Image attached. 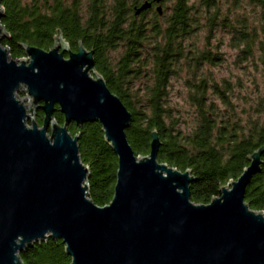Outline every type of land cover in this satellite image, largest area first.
I'll use <instances>...</instances> for the list:
<instances>
[{
	"label": "water",
	"instance_id": "water-1",
	"mask_svg": "<svg viewBox=\"0 0 264 264\" xmlns=\"http://www.w3.org/2000/svg\"><path fill=\"white\" fill-rule=\"evenodd\" d=\"M152 1L160 0L134 14ZM155 10L163 14L161 4ZM8 37L0 21V40ZM18 43L24 56L13 58L0 42V264H23L20 251L47 237L62 240L68 264H264V212L244 201L264 144L237 178L218 182L217 196L196 203L190 169L158 160L155 127L148 153L135 155L125 132L131 112L96 71L92 49L78 41L72 50L58 28L48 49ZM87 121L100 123L117 157L104 205L88 195L79 132L68 131Z\"/></svg>",
	"mask_w": 264,
	"mask_h": 264
},
{
	"label": "trees",
	"instance_id": "trees-1",
	"mask_svg": "<svg viewBox=\"0 0 264 264\" xmlns=\"http://www.w3.org/2000/svg\"><path fill=\"white\" fill-rule=\"evenodd\" d=\"M144 0H1L0 19L9 33L0 40L9 47L13 58L24 56L18 41L44 49L52 47L58 28L76 50L78 41L94 54L95 69L131 112L126 136L135 155L149 151L151 131L160 138L157 158L179 170L187 167L195 176L190 183V198L208 203L223 185L235 179L248 165V153L264 144V121L256 114L264 111V88L252 73L247 90L242 78L217 79L206 65H218L221 54L207 46L216 28L229 34L228 45L237 49L234 64L253 72L264 68V39L260 27L244 13L237 11L243 2L260 6L264 0H229L227 8L220 0H173L148 15L134 14L133 7ZM226 4V3H225ZM205 31L206 44L198 48L191 40ZM256 46L257 61L251 60ZM121 48L117 58L112 50ZM248 62V63H247ZM264 72V71H263ZM183 80L185 100L194 116L193 125L182 128L179 115L171 104L173 79ZM238 88V92L236 91ZM244 89L243 93L240 90ZM242 102V106L238 104ZM42 111L36 121L42 123ZM54 118L63 122L59 110ZM68 131L78 134L79 155L89 167L88 195L98 205L109 203L115 184L117 157L104 140L98 121L82 125L68 124ZM261 170L252 176L244 201L250 208L264 212V153ZM61 239L47 237L25 247L19 255L23 264H68Z\"/></svg>",
	"mask_w": 264,
	"mask_h": 264
},
{
	"label": "rangeland",
	"instance_id": "rangeland-1",
	"mask_svg": "<svg viewBox=\"0 0 264 264\" xmlns=\"http://www.w3.org/2000/svg\"><path fill=\"white\" fill-rule=\"evenodd\" d=\"M189 3H196L198 0H188ZM223 2L224 6L227 8V2L229 0H220ZM173 0H164L163 7L168 10L170 5L172 4ZM226 3V4H225ZM238 12L244 13L247 15L252 22L255 23L257 27H260V34L259 37L264 39V12L260 6L252 5L250 3H247L246 1L243 2V6L237 9ZM154 11H149L148 15H150ZM205 31L201 30L199 33H197L196 36H192L190 38V41H195V45L198 48H203L205 45L209 46L211 50L216 51L221 54L222 62L218 65H206L205 68L208 71H211V73L215 76V78L220 79L222 77L236 81L238 78H242L243 82L247 85L248 91H253V86L250 84V81L252 79V73L256 75L257 81L259 82V87L263 90L264 88V68H262L263 71H261V67L259 66V70L257 72H253L251 66L248 65L246 69H242L240 67H236V64H234L235 57L237 54V49L230 48L228 45V40L230 38L229 34L226 33L222 28H216L213 32V34L209 38V42L206 44L205 41ZM121 53V48H117L116 50L111 51V55L113 58H117L119 54ZM259 55V48L256 46L254 50V55L251 57V60L257 61ZM248 63V62H247ZM240 76V77H239ZM185 91L186 88L184 86L183 80L181 78L173 79L172 86H171V104L173 105L174 114L179 115L182 125V128L185 130H188L193 123H194V116L191 112V109L189 105L186 103L185 100ZM236 91L238 92V88H236ZM245 90L241 89L240 93H243ZM19 95L25 96V91L23 87L21 88V91L19 92ZM25 102H27V99H25ZM238 104L242 106V102L238 101ZM257 117L261 121H264V111L260 112L259 114H256Z\"/></svg>",
	"mask_w": 264,
	"mask_h": 264
},
{
	"label": "flooded vegetation",
	"instance_id": "flooded-vegetation-1",
	"mask_svg": "<svg viewBox=\"0 0 264 264\" xmlns=\"http://www.w3.org/2000/svg\"><path fill=\"white\" fill-rule=\"evenodd\" d=\"M159 4H161L162 7H163L164 0H160L159 2L152 1L151 6H150L149 8H147L146 10H148V12H149V11H155V12H156L155 7H156L157 5H159ZM133 9H134V7H133ZM163 11H164V7H163ZM140 13H141V12H140ZM140 13H139V14H140ZM139 14H138V15H139ZM160 16H161V15H160ZM36 112H37V111H36Z\"/></svg>",
	"mask_w": 264,
	"mask_h": 264
}]
</instances>
